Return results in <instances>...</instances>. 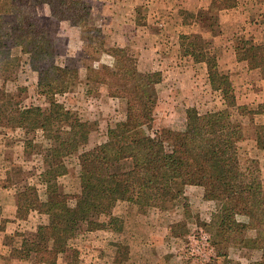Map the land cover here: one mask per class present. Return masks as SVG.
I'll use <instances>...</instances> for the list:
<instances>
[{
  "label": "rangeland",
  "instance_id": "rangeland-1",
  "mask_svg": "<svg viewBox=\"0 0 264 264\" xmlns=\"http://www.w3.org/2000/svg\"><path fill=\"white\" fill-rule=\"evenodd\" d=\"M196 1L83 0L81 11L87 19L86 29L74 27L69 22H61L58 29L55 66L78 70L79 79L76 89L60 98L71 114L70 120L55 124L50 138L45 137L41 130L42 123L47 119L48 99L39 93L38 86L41 81L55 79L58 72L50 64H45L37 72L32 71L29 56L19 48H14L11 59L4 61L5 77L0 79V86L5 87L8 102L0 104V232L8 231L4 240L10 250L7 255H0V264H14L17 259L11 256V250L20 248L24 232L30 230L27 224L15 221L16 212L12 219L6 218L10 215L7 207L13 206L16 198L17 211L18 194L30 186L38 188L43 200H53V197L45 194L43 181L45 172L51 167L52 149L59 147L62 141L73 139L80 123L87 125L89 142L80 148L78 154L67 158L69 174L60 187V193L79 194L80 156L106 140L108 126L125 118L127 102L115 96L119 82L114 78L103 76L101 79L97 76L102 65L113 64V61L98 50V43L95 47L88 46L85 37L94 39V43L101 41L108 48H127L132 64L143 74L161 72L162 82L155 87L158 95L153 128L155 134L183 132L186 129L185 109L203 107L211 112L222 109L221 98L209 91L203 76L196 78L198 82L200 80L196 87L189 59L185 64L188 68L182 71L183 76H180V70L170 71L171 68L180 69L178 58L185 55L184 49L179 48L181 36H201L202 41L193 45L191 52L202 59L207 48V43H203L202 31L206 32L214 26V34H222L216 21L221 12L211 9V0ZM201 2L204 6H201ZM38 11L45 19L51 16L46 6H40ZM11 22L12 18L6 16L5 27L9 28ZM176 22L200 24L190 33L187 27H171L174 23L179 24ZM166 33L173 38L170 43L176 44L166 46L156 54H144L153 46L148 45L146 38L152 39L155 47H158L159 39L164 38ZM238 39L235 47L237 53H241L243 44L250 40ZM122 44H125L124 47ZM255 45L258 47L256 54L260 55L263 47ZM128 64L132 65L131 61ZM176 72L177 78H171L169 73L174 75ZM195 72L199 76L204 74ZM252 78L257 81L256 77ZM239 93L236 95L239 105H247L255 110L264 104L259 102V83L252 88L251 96L248 97L245 92ZM38 111L43 116L38 115ZM239 123L243 128V138L231 149L238 158L241 182L247 184L253 178H258L262 190L256 197L264 200V115L243 117ZM173 188L175 191L183 189L185 200L179 204L157 202L147 207L119 202L116 205L114 213L124 221L123 234L116 242L122 245L125 257L117 260L112 250H103L105 236L102 233L79 232L58 262L68 264L74 250L79 253L77 264H257L261 261V252L237 243L240 240L213 245L212 238L217 231L214 216L221 211L220 202L204 200L200 187L186 193V187L175 181ZM93 219L105 221L104 217L97 215ZM29 223H38L37 214L30 215ZM258 235L264 236V230L248 232L242 238ZM43 243L50 246L48 241Z\"/></svg>",
  "mask_w": 264,
  "mask_h": 264
},
{
  "label": "trees",
  "instance_id": "trees-1",
  "mask_svg": "<svg viewBox=\"0 0 264 264\" xmlns=\"http://www.w3.org/2000/svg\"><path fill=\"white\" fill-rule=\"evenodd\" d=\"M82 4L83 0H0V79L5 77L4 61L11 59L14 48L29 56L32 71L50 64L58 72L55 79L41 81L38 86L39 93L48 99L47 119L41 125L47 138L51 137L55 124L68 122L71 117L60 98L76 89L79 74L76 69L55 66L58 29L61 22L86 29ZM40 6L48 7L51 16L41 17ZM239 6L240 0H211V9L217 12ZM6 16L12 18L9 28L5 27ZM180 39L186 56L196 63L204 60L191 52V47L202 41L200 35H183ZM84 40L90 47L98 43V50L113 61L102 65L97 76L119 82L115 96L127 102L125 118L108 126L106 140L80 156L79 194L60 193V187L69 174L67 158L78 154L89 142L87 125L80 123L73 139L52 149L51 167L43 181L45 194L53 200H43L36 186L18 194L15 221L27 224L30 230L24 232L20 248H12L11 256L28 263L57 264L69 243L84 232L102 233L103 250H112L117 260L125 257L122 245L116 242L124 230L123 219L114 213L116 205L179 204L185 200L183 189L173 188V183L179 181L183 188H202L204 200L222 204L220 213L214 216L217 231L213 245L240 240L237 243L260 251L262 258L257 264H264V236L242 238L248 232L264 230V200L256 197L262 184L258 178L247 184L241 182L238 158L231 149L243 138L239 119L264 115V104L255 110L239 105L230 77L213 69L209 72V83L212 93L221 98L222 109L216 112L203 107L185 109L183 132L157 135L153 131L158 103L155 87L162 82L161 72H139L127 48H108L89 37ZM256 49L257 45L251 41L245 42L237 61L248 62L250 69L258 70L264 80V49L260 55ZM130 61L132 65L128 64ZM7 102L6 89L0 86V104ZM38 115L43 113L38 111ZM32 213L37 214L36 225L29 223ZM94 215L104 217L105 221L94 220ZM78 258L79 253L74 250L68 264H77Z\"/></svg>",
  "mask_w": 264,
  "mask_h": 264
},
{
  "label": "crops",
  "instance_id": "crops-1",
  "mask_svg": "<svg viewBox=\"0 0 264 264\" xmlns=\"http://www.w3.org/2000/svg\"><path fill=\"white\" fill-rule=\"evenodd\" d=\"M196 2L199 3V0H197ZM201 6H204L202 2ZM225 13H227V15H223ZM216 21L221 27V35L218 36L214 34V26L211 27V29H208L206 32H204V30L202 31L203 43H207L205 55H203L202 57V59L204 60L200 63H196L191 56L185 57V55H182L178 58V60L180 59V69L171 68L170 71L180 70L182 72L183 69H185L186 71L188 67H186L185 64H187L189 59V62L192 64L191 70H193V81L197 83L196 87L199 86L200 83V80L198 82L197 79L203 76L205 78L207 88L212 93L209 83V72L213 69H218L231 78L236 95L240 91L248 93V97L251 96V94H253L252 88H254V85L256 86L257 83H259V102L264 103V80L260 78V73L258 70L250 69L248 62L237 61V56L239 52L237 53L235 47L237 37H239V41L250 40L253 41L255 44L262 46L264 49V0H241V5L237 10L221 12L220 15L217 16ZM176 23L178 24L179 22ZM198 24H200V22L193 23L192 25H184L183 22H181L178 25L174 23V25H172L171 27H187V29L189 28L188 32L191 33L194 27ZM165 28H167V26ZM206 33L208 35L205 36ZM170 39L172 40L173 38H169V35L167 36L166 33V36L164 38L159 39L160 46L155 47V43L151 41L152 39L150 40L146 38L148 45L153 44V46L148 51H145L144 54H150L149 52H152V54H156L160 50L165 49L166 46H172L173 44H176V42L170 43ZM155 40H157V38ZM124 45L125 44H122V47H124ZM179 48H181V44ZM205 60L206 62H204ZM195 71H199L201 73L204 72V74H201V76H199L200 74H197ZM169 75L171 78H173L174 76H176L175 78H177V72L174 75L172 73H169ZM195 75H197V77H194ZM180 76H183V72ZM253 76L257 78V81L253 80ZM194 188L195 187H186L185 192L188 193V191L193 190ZM1 206L2 211H4L5 208L3 207V205ZM6 210H9L10 212V215L6 218L12 219L16 212V198L14 200L13 206H8ZM7 233L8 231H6V233L0 232V255L2 256L7 255L10 250V246L7 245L4 240L5 234ZM22 263L23 262L18 260L14 262V264ZM58 264L60 263L58 262Z\"/></svg>",
  "mask_w": 264,
  "mask_h": 264
}]
</instances>
